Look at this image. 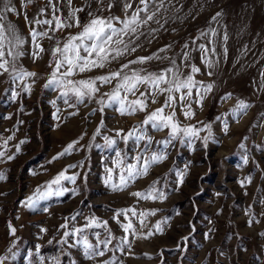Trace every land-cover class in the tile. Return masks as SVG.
<instances>
[{"label":"rangeland","instance_id":"374dc122","mask_svg":"<svg viewBox=\"0 0 264 264\" xmlns=\"http://www.w3.org/2000/svg\"><path fill=\"white\" fill-rule=\"evenodd\" d=\"M85 3L96 10L95 0H73L75 7ZM112 3L114 6L110 12L104 11L101 15L123 18V0H112ZM13 4L19 9L20 0H13ZM44 5L45 0H35L27 7L28 17L42 18L38 13ZM168 7L167 12L161 13L158 24H150L152 29L158 30L151 43L141 38L142 49L106 68H97L75 78L106 74L137 56L156 53L171 57L181 53L183 45L191 44L194 39L197 44L206 43V40L197 38L209 29H216L220 37L227 33L226 43L218 38V55L210 57L217 61L213 69L209 70L201 63L199 52H192V63L201 69L196 79L212 82L213 92L207 95L202 106L193 103L195 116L190 121L185 120L177 109L178 118L184 124L191 123L199 128L202 124L198 122L209 123L212 138L206 145L201 140H195L191 145L174 141L162 163L153 165L146 176L116 192L103 183L106 175L104 160L108 158L107 166H111L115 158L112 150L82 147L51 164L48 161L74 140H79L77 147L89 143L103 145V136L107 135L117 139L115 147L127 154V163H136L133 159L139 151L136 142L129 140L125 144L116 137V130L123 129V135L141 127L145 113L121 116L116 111L117 105L106 108L103 113L93 112L99 107L96 103L69 108L54 86L44 87L52 71L49 52L41 53L40 58L33 61L30 25L22 11L20 15L8 14L5 23L12 24L25 40V55L19 63L25 70L38 75L26 79L31 85L29 93L21 90L20 82L0 75V145L12 135L6 149L11 155L16 144L27 140L13 160L0 162V172L6 176L0 181V256L9 257L15 253L6 264H29L30 260L39 264L37 256L29 255L35 254L37 247L40 255L47 258L45 264H51L54 256L60 257L61 264H71L73 260L76 264H96L95 260L85 259L79 247H70L76 237H63V233L83 225L84 217L95 216L108 221L116 237L113 244H118L125 233L112 216L120 209L136 212L135 216L128 212L135 229V234L132 231L127 234L130 247L121 251L109 245L111 250L97 259L115 257L120 264H264V235H261L264 233V77L261 76L264 72V0H173ZM217 12L221 15L213 20ZM59 14L67 16V4L62 6ZM47 16L51 17L50 9ZM79 17L82 25L87 23V9L79 13ZM79 31L80 28H68L56 33V37L64 40ZM40 44L50 50L55 41L43 39ZM168 45L171 46L168 52H159ZM179 59L177 55L178 62ZM167 64V61L154 60L147 67L159 71ZM208 71L213 75L208 76ZM33 79L35 83H32ZM111 87L104 86L100 91L109 92ZM13 91L19 92L15 99ZM229 93L231 97L226 98ZM239 101L249 105L242 114L237 111ZM160 103H163V97ZM160 103L150 105L148 111L159 107ZM73 111L77 114L69 115ZM102 118L103 127L100 125ZM97 127H101V134L93 140ZM143 127L153 140L145 155L161 151L162 146L155 142L166 138L167 130ZM207 134L205 130L200 136ZM144 143L139 142L141 146ZM4 150L0 147V151ZM81 160L85 163L83 168L68 169L67 172L68 175L80 173L76 182H64V186L72 191L41 200L34 210L24 207L26 197L32 195L39 185L45 184L67 165ZM118 171L114 173V180H118ZM178 173L185 175L176 190ZM246 177L250 178V183ZM242 180L245 181L244 187L240 185ZM153 181H156L157 189L166 193L163 200L138 199L130 195L146 191ZM44 208L48 211L44 212ZM153 211L155 215H151ZM73 216L75 220L70 219ZM120 220L128 222L123 216ZM249 220L253 221L251 226ZM257 220L259 223L255 222ZM158 222L159 230L155 227ZM62 224L67 228H61ZM9 225L15 228V235L10 234ZM95 231L103 233L99 228ZM149 231L153 234L145 239ZM62 238L68 239V244L58 243ZM89 239L95 243L94 236L90 235ZM62 251L66 255H62Z\"/></svg>","mask_w":264,"mask_h":264},{"label":"snow or ice","instance_id":"6c2138e0","mask_svg":"<svg viewBox=\"0 0 264 264\" xmlns=\"http://www.w3.org/2000/svg\"><path fill=\"white\" fill-rule=\"evenodd\" d=\"M35 3V0H20L19 9L13 4V0H0V75H7L11 81L20 82L18 86L23 92H31V85L26 83L27 78H35L38 74L33 71L25 70L19 63L20 59L25 55L24 44L25 40L18 34L16 28L10 24L5 23L8 14L16 13L17 15L23 12L25 21L30 25L29 36L33 45L32 57L33 61L40 58V54L49 52L51 60L49 62L52 71L50 78L45 83L44 87H55L59 91L60 97L64 104L69 108H76L79 105H87V103H96L99 107L93 109V112L103 113L106 108L112 105H117L116 111L121 115H136L138 113H145L144 119L141 121V127L134 128L127 133H123V129L116 130V137H119L125 144L129 140L136 142V147L139 149L133 159L136 163H127V154L122 150L117 149V139L103 136L104 144L79 145V140H74L68 143L61 152L53 156L48 161L49 164L57 161L65 156L71 155L74 152L80 151L82 147H105L115 152V158L112 159L111 166L108 165V158H105V178L104 185L112 191L125 190L130 182L146 176L149 169L156 164L162 163L167 158V149L174 146L173 142L180 144L191 145L195 140H201L205 145L212 138L211 125L206 122H198L202 127L188 123H182L177 115V109L183 115L185 120H191L195 116L192 105L202 106L207 95L214 90L212 82H204L196 79V75L201 72V69L192 63V52L197 51L200 54L201 63L209 70L216 66L217 61L210 59L211 56L218 55L216 45L218 38L222 39L224 43L227 42V33L220 37V33L216 29H209L208 32H201L197 39H204L206 43H198L196 39L191 41V44L183 45V51L179 54L168 56L158 55L153 53L148 56H137L134 59H128L126 63H122L117 70L109 71L106 74L95 77H87L76 79L86 72H91L94 69H103L108 67L115 61H119L126 56L135 53L138 49H142L141 38H144L151 43L155 39L157 29H152L150 24L159 23V18L162 12L169 10V5H172L173 0H123V18L119 16H112L111 14L101 15L104 11H109L113 8L112 0H95L97 5L96 10H92L90 4L85 3L79 7L73 6V0H45L44 7L39 10V17L29 18L27 15V7ZM67 4L68 14L63 16L62 6ZM174 7V6H173ZM51 10V17L47 14ZM87 9L89 17L87 23L81 24L79 13ZM178 10V9H177ZM221 15L217 12L212 19L216 20ZM47 26L44 30H39L40 27ZM80 28V31L75 34H69L66 39L61 40L56 37V33L62 32L68 28ZM48 39L55 41L54 46L48 50L41 46L40 41ZM171 46H165L159 49L160 53H166ZM227 53V48L224 49ZM177 55L180 57L177 61ZM167 61L165 67L160 68L159 71H151L147 67L152 61ZM133 65H140L138 68H133ZM187 70V71H186ZM208 76H212L213 72L208 71ZM264 77V72L261 73ZM115 82V83H114ZM35 83V79L32 80ZM112 85L109 92L101 93L100 89L104 86ZM195 90V99H194ZM19 92L13 91L12 97L15 99ZM130 97H134L131 98ZM163 97V103L160 99ZM231 94H228L230 98ZM55 103V101H53ZM160 103L159 107L148 111L150 105ZM249 107L244 101H239L237 104V111L244 113ZM59 111V110H58ZM73 111L69 115H76ZM57 119H60L58 116ZM219 119V118H218ZM22 123V121L20 122ZM101 127L104 126V120L101 119ZM143 126H150L156 131L167 130V136L164 139L156 141L155 143L162 146L161 151H152L150 155L149 149L152 147L153 140L151 136L146 134V128ZM101 127H97L92 139L101 134ZM227 124H225V132H227ZM207 130L208 134L201 137L200 133ZM13 139L9 135L3 140V147L5 150L0 151V162L5 160L11 161L15 155L20 153L21 145L27 143V140H21L15 145V152L8 155L6 152L9 141ZM83 139V137H80ZM145 143L141 146L139 142ZM247 164V158L244 159ZM85 163L83 160L67 165L66 168L59 171L52 179L43 185H39L32 195L26 197L23 202L24 207L34 210L41 200H47L52 196H61L65 192L72 191L64 186V182L75 183L77 176L80 173L74 172L68 175V169L83 168ZM118 171V180H114V173ZM185 173H178V185L183 183ZM6 176L0 172V181L5 180ZM247 182H251L250 178L246 177ZM156 181L149 185L146 191H138L130 193V195L138 199H160L166 197V193L155 187ZM241 187L245 186V181H240ZM47 212L48 209H42ZM131 212L133 216L136 215L133 209H120L113 213L112 220L125 233L119 238L118 244H113L116 239L112 230L109 227L108 221H101L99 218L84 217L85 223L80 227H76L71 231H65L63 237H76L75 242L70 247H79L85 259L96 261V264H120V262L112 257L110 259L103 258L106 252L110 251L109 245H113L117 250H124L130 247L128 240V233L132 231L135 234V229L131 219L128 216ZM148 213H141L147 215ZM249 213H246L248 215ZM79 215V214H78ZM155 215V211L151 213ZM123 216L127 223L120 220ZM70 219L75 220L73 216ZM259 223V221H255ZM142 223V222H141ZM253 223L248 221L249 226ZM158 230L160 228L159 222L155 226ZM61 228H67L66 224H62ZM102 229V232H97L95 229ZM15 228L9 225V232L15 235ZM41 231H47L41 229ZM151 231L144 237L145 239L152 235ZM95 237V243L91 242L89 236ZM264 235V233H261ZM208 238V234H206ZM187 239V237L183 238ZM51 243V241L49 242ZM58 243L68 244V239H63ZM62 255H66L63 251ZM30 256L35 255L39 259V264H45L44 256L40 255V248L37 247L35 254L30 253ZM15 253L11 256H0V264H6L8 259L14 258ZM29 264H33L30 260ZM51 264H61L60 257L54 256L51 258ZM71 264H76L73 260Z\"/></svg>","mask_w":264,"mask_h":264}]
</instances>
